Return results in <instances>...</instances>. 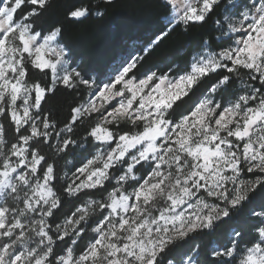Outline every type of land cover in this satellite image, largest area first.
Wrapping results in <instances>:
<instances>
[{"label": "snow or ice", "instance_id": "obj_1", "mask_svg": "<svg viewBox=\"0 0 264 264\" xmlns=\"http://www.w3.org/2000/svg\"><path fill=\"white\" fill-rule=\"evenodd\" d=\"M169 2L173 6L176 4V0ZM26 4L31 6L28 11H24ZM215 4L216 0H202L199 7H193L185 0V10L179 19L183 23L203 21ZM47 6L48 0H0V121H9L18 134V141L10 145L7 157L0 155V191L6 189L15 195L18 188L13 178L24 187L33 183L30 174L35 181L28 195L17 197L19 208L0 205V241H6L0 243V264H53L50 259L53 256L55 264H158L159 256L190 233L213 228L216 221L242 210L257 191L264 190V4L257 7L255 15L245 12L241 27L229 26L239 37L233 45L209 55L210 58L202 57L199 63L191 66L190 72L172 80L168 75L151 73L137 82L128 78L136 67L137 60L133 58L127 66L118 67L114 78L102 87L85 79L77 69L70 68L64 46L57 43L59 28L39 39L41 33L34 30L33 23L44 14ZM18 13H22L19 19ZM86 14V9L69 13L75 18ZM161 39L158 36L153 44ZM219 69H226V74L212 86L213 93L218 89L226 90L232 76L241 72L249 81L258 80L261 87L246 82L244 90L227 103L203 99L179 122L164 117L162 109H171L178 101L183 102L204 77ZM32 70L40 73L50 70L51 83L30 82ZM57 85L66 89L82 85L91 92L86 101L71 107L70 120L61 132L50 133L48 129L55 127V121L42 113V101ZM110 102L115 107H111ZM106 105L111 111H107ZM101 109L107 112L105 116L110 118V123L120 118L130 119L133 124L151 120L136 134L124 131L117 137L119 150L109 153L104 169H110L113 162L123 160L129 148L146 140L149 143L139 154L138 164L156 153L160 155L150 165L152 171L147 178L138 182L133 197L114 190V198L107 205H101L111 215L104 216L91 229L95 235L78 255L73 247H66L63 255H56L53 247L56 240L63 241L69 234L57 232L54 239L45 227V219L54 215L61 201L56 200L39 212L45 219H33L30 225L25 224L28 213L35 215L40 205H47L55 195L51 185L55 177L54 165L46 162L38 148L30 149L28 145L37 139L49 144L52 135H56L65 151L74 140L64 138L60 141L59 137L64 132L71 134L75 123L84 117L83 113H99ZM26 125L30 134H21ZM88 135L106 141L112 138V131L97 124L91 127ZM160 140L163 143H159ZM4 144L5 126L0 122V145ZM171 153L175 155L169 158ZM92 163L88 160L77 172L87 173ZM166 166L174 167L178 173H184L187 168V174L173 181V191L166 196L168 207L152 218L136 219L137 214L143 215L139 208L141 200L150 203L156 191L163 193L169 178L163 171ZM128 171L134 173V167L129 165ZM104 175L103 169H95L87 174V180L91 182L94 177ZM100 182L96 180L93 186ZM177 189L178 194H173ZM201 189L223 206L207 199H197L195 205L191 204L193 191L198 194ZM182 205L187 207L181 210ZM254 215L261 218L255 228V242L242 250L238 249L236 241L222 251L213 250L211 255L220 258L219 264H229L224 257L233 258L236 264H264V212ZM82 222L83 218L77 224ZM29 233L39 238L34 247L27 242L31 239ZM73 235L79 237L81 232L74 231ZM235 236L240 237L241 233L236 232ZM76 243L72 240L73 245ZM184 264L193 262L189 259Z\"/></svg>", "mask_w": 264, "mask_h": 264}, {"label": "trees", "instance_id": "obj_2", "mask_svg": "<svg viewBox=\"0 0 264 264\" xmlns=\"http://www.w3.org/2000/svg\"><path fill=\"white\" fill-rule=\"evenodd\" d=\"M248 3V0H237V9ZM227 0H219L206 14L203 21H189L174 24L167 23L166 17L171 13V6L166 0H48L47 10L36 18L33 23L34 30L41 35L49 34L59 28L60 43L67 51L70 66L80 71L85 79L102 84L108 79L110 69L118 61L126 58H136V67L129 77H141L149 73L160 75H179L189 71L193 56L204 47L214 51L227 48L232 43V37H224L227 13ZM30 5H24V11L30 10ZM86 9L87 14L81 18L69 15L71 11ZM22 13H18L19 19ZM32 22V21H29ZM162 37L157 43L153 41ZM207 41V42H206ZM149 45H152L149 48ZM147 49V51H146ZM226 74V69H219L208 74L202 79L199 87L190 92L183 102H177L171 111V121L179 120L187 115L194 106L211 91L217 80ZM31 80H38L42 85L51 83V72L45 70L30 71ZM254 83L261 87L259 81H249L244 73L234 74L226 90L215 92L214 98L221 103L230 99L244 90L245 83ZM91 89L77 85L75 89H66L57 85L53 92L45 94L42 101V113L49 115L55 121V127L48 129L50 133H59L70 120V109L86 101ZM98 114H88L75 123L71 134L65 132L59 140L70 138L77 141L71 144L60 156L55 155L51 145L58 142L56 135H52L49 144L40 140L30 142L28 147L38 148L41 155L45 156L47 163L54 165L55 177L51 181L54 192L60 198L59 207L54 210V215L47 218L48 229L54 239L57 232L54 227L71 216L77 207L83 206L88 197L104 199L112 186L109 182L95 189H85L74 197H68L65 189L68 186L66 178L61 179L68 169H78L94 156L99 144L89 135ZM5 126V145L10 147L18 141V134L9 121H0ZM123 131H131L129 125H112ZM110 127V130H111ZM25 130L21 134H30ZM142 129V126L139 130ZM116 168L110 170L111 173ZM43 172L40 170V176ZM264 212V190H259L244 208L238 212L224 217L214 223L211 229H202L178 242L175 247L159 256L163 264L171 260L176 264L182 263L187 257H194L196 264H219L220 258L213 257V250H223L231 247L233 241L238 243V249L250 246L255 242L261 218L256 213ZM95 223L89 222L90 227ZM241 236L236 237L235 233ZM86 233H83L75 245L72 236H66L63 241L56 240L53 245L56 255H62L66 247H74L80 253L86 244ZM76 240V239H75ZM55 264V256L50 258ZM229 264H235L234 259L224 257Z\"/></svg>", "mask_w": 264, "mask_h": 264}, {"label": "clouds", "instance_id": "obj_3", "mask_svg": "<svg viewBox=\"0 0 264 264\" xmlns=\"http://www.w3.org/2000/svg\"><path fill=\"white\" fill-rule=\"evenodd\" d=\"M216 3H219V0H216ZM233 3H234V0H227L226 7L232 5ZM261 4H264V0H262ZM192 6L196 7V4L193 3ZM259 6L254 5L251 10H247V11L242 12L241 18L230 17L231 22L229 23V26L231 25V26L236 27V28L241 27L243 14L245 12H248L252 15H255L256 9ZM184 24L187 25V23H184ZM229 32L233 33L231 31L230 27H229ZM207 58H210V56H208ZM199 61L200 60H198L197 63H199ZM172 79L173 78L169 77V80H172ZM126 98L127 97H124V99H126ZM98 107H99V105H98ZM172 110H173V108L162 109L161 111H162V113L166 119L171 120V111ZM149 111H153V110L150 109ZM86 115H87V113H83V116H86ZM109 119L110 118H107L103 114V111L101 109L99 112V115L95 119V125L99 124L103 128H106V129H110V127L114 124L129 125L131 128V131H129V132L134 135L139 131L141 126H146V125H149L151 123L150 119L145 120L143 122H138L137 124H133L132 120L125 119V118H120V119L113 121L111 123L109 122ZM111 131H112V138L109 140H106V141H101L104 143L101 145V147H98L96 149V152H95V155L93 156V158L89 159V160L93 161V163L88 167L87 173H78L77 171L71 173V176L68 178L72 182L68 184L65 191H66L68 197H74L82 189H95L98 186L104 185L105 182L110 180V179H114L117 186L113 190H111L104 199H93L91 197H88L83 206L77 207V209L75 210V212L72 213L71 216L67 217L62 223L56 224L54 227V231H56V232H67L68 234L72 230H76L78 232H83L85 229L83 227L78 229L77 228V226H78L77 222L80 221L82 218H83V221L86 222L87 218L90 217L91 215H94L98 212L103 211L104 208L101 207V205L102 204L107 205L114 198L113 197L114 190H115V192H118L121 195H127L128 197L134 196L135 188L127 189L126 184L129 181L133 180V176L135 177V180L138 179V176H137V174H135L131 171H128V166L132 165L133 167H135V165L138 164L139 154L145 149L146 145L149 142L146 140L140 144H136L134 147L129 148L127 151V156L129 157V163L127 164L126 171H124V173L119 175V176L112 177L110 172H109V169H104V164L108 160V156H109L110 152H112L113 150H117V151L119 150L117 148V146L120 144V142L118 141L117 137H119L122 132H121V128H119V127H111ZM85 135L87 136L88 133H86ZM170 135H171V133H169V136ZM164 139H167V137H165ZM94 141H100V140H97L96 138H94ZM76 143H77V141L74 140V144H76ZM159 143H163V140H160ZM110 144H114L115 146L111 147ZM51 147L54 149L55 155L57 157L60 156L64 152V151H62L59 142L51 145ZM8 151H9V149L6 148L5 144L0 145V155H2L4 158L7 157ZM159 155H160V153H156L155 156H150V158L144 160V162L146 164H152L155 157L159 156ZM174 155H175V153H171L169 155V158H171V156H174ZM121 161L113 162V165L118 164ZM95 169H103L104 172L106 173V175H104L103 177H94V179L91 182H89L87 179H82V180H80V183H75V181L80 178V176L78 174H82V175L87 176L88 173H92ZM163 171H164L165 175L169 177L165 181L163 193H161L160 191H156L154 193V199H152V201L150 203H145V201L141 200L139 202V208H140V211L143 215L137 214L136 219L139 220V219L152 218L161 209L168 207L169 205H168V202L166 200V196L168 195V193L170 191H173V188H174L173 181H175L178 176H182V175L187 174V168L185 169L184 173H178L174 167L172 169H169L166 166V167H164ZM66 176H67V173L62 174L61 179H64ZM29 179L32 180L33 183L29 184L27 187H24V186H20L19 182L13 178V183L16 184L17 188H18L16 194L13 195V193L11 191L6 190V189L0 191V203L7 204L8 206H10V204H11V205H14L13 207L19 208L20 204L17 201V197L23 198L25 195H28L30 193L31 189L34 187L35 181H34V178L31 174L29 175ZM155 179H156V177L153 176V180H155ZM96 180H100L101 182L98 185L93 186L94 184H96ZM68 189H70V191ZM54 193H55V195L50 200H48L47 205L42 203L40 205V208L37 209V211H39V212L45 211L46 208L51 206L56 200H60V198L57 196L56 192H54ZM173 194H178V189ZM192 195H193V198H195V202L193 203L192 202L193 199H192L190 201V203L193 205H195L197 199H205L204 196H197V192L195 190L193 191ZM122 203H123V201H122ZM57 207H59V205H57ZM81 209H85L86 211H80ZM193 211H195V208H193ZM205 211H207V210H205ZM31 214L32 213H28V215L25 218V224L26 225H30V222L33 220ZM121 214H123V213H121ZM107 215H111V213L107 212ZM129 215H131L130 212H129ZM39 219H45V218L40 217ZM69 220H71V223H69ZM113 222H115V221H113ZM45 227H49L47 219H45ZM25 230L27 231V228ZM29 236L31 237V239L29 241H27L28 243L32 242L34 240V238L36 237L34 233H29ZM162 256H163V254L161 255V257ZM133 264H134V262H133ZM158 264H163V260L162 259L158 260ZM168 264H173V262L171 260H169Z\"/></svg>", "mask_w": 264, "mask_h": 264}, {"label": "rangeland", "instance_id": "obj_4", "mask_svg": "<svg viewBox=\"0 0 264 264\" xmlns=\"http://www.w3.org/2000/svg\"><path fill=\"white\" fill-rule=\"evenodd\" d=\"M169 4H170V6H171V13H170V15L168 16V17H166V21H167V23H170V24H174V23H177V22H182V21H180V19H179V17L181 16V15H183V11L185 10V0H176V4H175V6H173L170 2H169V0H166ZM188 2L189 3H191V4H193V3H195L196 4V7H199L200 6V3L202 2V0H188ZM261 2H262V0H248V3H246L245 5H243L242 7H240V8H238L237 9V7H236V4H237V0H234V3L232 4V5H230V6H228V10H227V13H226V15H225V18H224V22H225V30H224V37H232V43L230 44V45H233V42H234V40L235 39H238L239 37H238V35L237 34H235V33H230L229 32V23L231 22L230 21V17H236V18H241V13L242 12H244V11H247V10H251L252 8H253V6L255 5V6H259L260 4H261ZM79 18H81V17H79ZM47 35V34H46ZM42 35L39 37V39H42ZM57 43L58 44H60V45H62L61 43H60V41H59V38H57ZM63 46V45H62ZM229 47V46H228ZM65 48V47H64ZM221 50H219V51H214V50H211V49H209V47H204L201 51H199V52H197L194 56H193V58H192V61H191V66L194 64V63H197V61L198 60H200L202 57L203 58H207L209 55H212V54H218L219 52H220ZM65 59L68 61V64H69V66H70V63H69V59H68V57H67V51H66V49H65ZM132 60H133V57H131V58H124V59H122L121 61H118V64H116L115 66H114V68H111L110 69V73H109V76H108V79L105 81V82H103V83H106V82H109V80H110V78H114V76L116 75V69L118 68V67H121V66H127V63H131L132 62ZM191 66H190V69H189V71H187L186 73H188V72H190L191 71ZM70 68H72L71 66H70ZM186 73H182V74H179V75H183V74H186ZM149 74H151V73H149ZM146 75H148V74H146ZM146 75H144V76H141V77H128L129 79H136L137 80V82H138V80L139 79H143ZM179 75H168L170 78H175V77H178ZM103 83L102 84H100V86L102 87L103 86ZM148 91V89H146L145 90V92H147ZM214 94L215 93H213V92H210L207 96H205L204 98H202L201 100H203V99H209V100H212L213 102H220V101H218V100H216L215 98H214ZM200 100V101H201ZM200 101L198 102V103H200ZM197 103V104H198ZM110 105H111V107H115V104H113L112 102H110ZM111 107L110 106H108V105H106L105 106V108L107 109V111H111ZM195 107V106H194ZM194 109V108H193ZM102 111H103V114L104 115H106L107 114V112L104 110V109H102ZM92 114H98L99 115V113H92ZM88 115V114H87ZM188 115V114H187ZM180 120V119H179ZM179 120H177V121H174V122H179ZM115 125H117V124H115ZM26 127H28L27 125H26ZM42 131H43V129H41ZM65 133V132H64ZM98 144H99V146L101 147V145L104 143V142H101V141H96ZM6 146V145H5ZM110 146L111 147H114L115 145L114 144H110ZM6 148L8 149V148H10V147H7L6 146ZM94 155H95V153H94ZM30 158V157H29ZM91 158H93V157H91ZM91 158H89V159H91ZM13 159H15V158H13ZM88 159V160H89ZM87 160V161H88ZM87 161L83 164V166L87 163ZM129 163V157L126 155L124 158H123V160L121 161V162H119L118 164H115V165H113L110 169H109V172H110V170L112 169V168H116L117 170L116 171H114L113 173H111L110 172V174H111V176L112 177H116V176H119V175H121V174H123L124 173V171H126V167H127V164ZM151 164H146L144 161H141L139 164H137V165H135V167H134V173L135 174H137V176H138V179L137 180H132V181H129L127 184H126V188L127 189H132V188H135V187H137L138 186V182H142V180L144 179V178H147V176H148V174L152 171V167L150 166ZM83 166H81V167H83ZM80 167V168H81ZM77 171V169H74V170H67L65 173H67V176L65 177L66 178V180H67V182H68V184L69 183H71L72 181L68 178V177H70L71 176V173H73V172H76ZM79 176H80V178L79 179H77L76 181H75V183H80V180H82V179H87V176L86 175H82V174H78ZM247 178V177H246ZM106 182H109L110 184H111V186H112V188H111V190H113L117 185H116V182H115V180L114 179H110V180H108V181H106ZM98 187H100V186H98ZM97 187V188H98ZM82 190H85V189H82ZM81 190V191H82ZM110 190V191H111ZM109 191V192H110ZM197 196H204L205 197V199H207L209 202H213V203H221V206H223V204H222V202H219V201H216V199L215 198H209V197H207V195H206V193L204 192V190L203 189H201V191L197 194ZM193 203L195 202V198H193V201H192ZM10 203V202H9ZM0 205H3L2 203H0ZM10 206H14V205H11L10 204ZM187 206L186 205H182L181 206V210H183V209H185ZM107 210L106 209H104L103 211H101V212H98V213H96V214H94V215H91L90 217H88L87 218V220H86V222H82L81 223V225H78L77 226V228L79 229V228H81V227H83L85 230L83 231V232H81V235L83 234V233H85V232H87L86 233V244H87V242L89 241V239L91 238V237H93L95 234L94 233H92L91 232V229L101 220V219H103V217L105 216V215H107ZM32 215V218L33 219H39L40 218V216H39V211H37V213L35 214V215H33V214H31ZM9 220H11V213H9ZM95 220V223L90 227V225H88L89 224V222H91V221H94ZM74 231H76V230H72L71 232H69V235L68 236H72V237H74L75 239H76V241H77V239L81 236H79V237H76L75 235H73V233H74ZM38 237H35L34 238V240L32 241V242H30V246H35V244H36V241H38ZM2 242H6V241H0V243H2ZM86 244H85V247H86ZM84 247V248H85ZM74 248V247H73ZM243 248H245V247H242L240 250H242ZM75 249V248H74ZM64 254V253H63ZM62 254V255H63ZM75 254L76 255H78L79 253H76V250H75ZM231 258V257H230ZM239 258V256H238V254H237V257H236V259H238ZM189 259H191L192 260V262H193V264H196L195 263V261H194V257H187V258H185L183 261H182V263H180V264H184V262L185 261H188ZM233 259V258H232ZM234 262H235V264H236V260H234ZM173 264H176V263H174L173 262Z\"/></svg>", "mask_w": 264, "mask_h": 264}]
</instances>
